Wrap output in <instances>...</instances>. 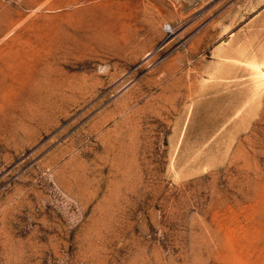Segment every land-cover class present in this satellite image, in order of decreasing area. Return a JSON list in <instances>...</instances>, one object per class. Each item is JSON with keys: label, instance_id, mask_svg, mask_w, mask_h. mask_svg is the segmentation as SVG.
I'll use <instances>...</instances> for the list:
<instances>
[{"label": "rangeland", "instance_id": "374dc122", "mask_svg": "<svg viewBox=\"0 0 264 264\" xmlns=\"http://www.w3.org/2000/svg\"><path fill=\"white\" fill-rule=\"evenodd\" d=\"M251 60L264 0H0V264H264Z\"/></svg>", "mask_w": 264, "mask_h": 264}, {"label": "bare ground", "instance_id": "6f19581e", "mask_svg": "<svg viewBox=\"0 0 264 264\" xmlns=\"http://www.w3.org/2000/svg\"><path fill=\"white\" fill-rule=\"evenodd\" d=\"M251 58H252V57H251ZM253 60H254V59H253ZM245 62L248 63L249 61H248V62L245 61ZM246 63H245V64H246ZM250 63H251V65H252V68L256 71V73H259V76H258V77H260V75H262V76L264 75L263 73L260 74V73H261V69L259 68L260 66L258 65V62H256V61H252V60H251ZM259 63H260V62H259ZM251 65H250V66H251ZM250 71H251V69H250ZM253 72H254V71H253ZM251 74H252V73H251ZM252 77H253V76H252ZM254 78L256 79V77H254ZM262 78H263V77H262ZM258 79H261V78H258ZM253 80H254V79H253ZM255 81H256V80H255ZM260 82L262 83V81H260ZM261 83H258V85L261 84ZM256 84H257V83H256ZM261 85H262V84H261ZM256 87H257V86H256ZM260 87H261V86H260ZM260 87H258V88H260Z\"/></svg>", "mask_w": 264, "mask_h": 264}]
</instances>
